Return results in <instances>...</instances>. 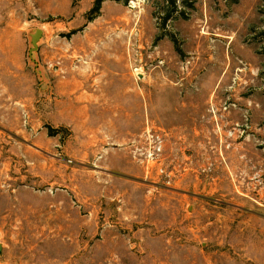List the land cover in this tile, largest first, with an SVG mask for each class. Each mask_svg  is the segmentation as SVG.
<instances>
[{"label": "rangeland", "instance_id": "374dc122", "mask_svg": "<svg viewBox=\"0 0 264 264\" xmlns=\"http://www.w3.org/2000/svg\"><path fill=\"white\" fill-rule=\"evenodd\" d=\"M0 247L264 264V0H0Z\"/></svg>", "mask_w": 264, "mask_h": 264}, {"label": "water", "instance_id": "95a60500", "mask_svg": "<svg viewBox=\"0 0 264 264\" xmlns=\"http://www.w3.org/2000/svg\"><path fill=\"white\" fill-rule=\"evenodd\" d=\"M41 36H42V32L40 30H35V32L31 34L32 50L30 52L37 50V41L40 39Z\"/></svg>", "mask_w": 264, "mask_h": 264}, {"label": "trees", "instance_id": "16d2710c", "mask_svg": "<svg viewBox=\"0 0 264 264\" xmlns=\"http://www.w3.org/2000/svg\"><path fill=\"white\" fill-rule=\"evenodd\" d=\"M167 1L171 2V4H173V0H167Z\"/></svg>", "mask_w": 264, "mask_h": 264}, {"label": "bare ground", "instance_id": "6f19581e", "mask_svg": "<svg viewBox=\"0 0 264 264\" xmlns=\"http://www.w3.org/2000/svg\"><path fill=\"white\" fill-rule=\"evenodd\" d=\"M41 30V29H40ZM47 31V30H46Z\"/></svg>", "mask_w": 264, "mask_h": 264}]
</instances>
